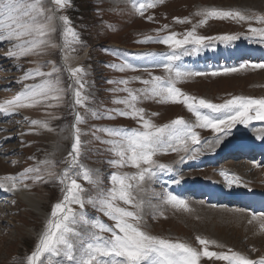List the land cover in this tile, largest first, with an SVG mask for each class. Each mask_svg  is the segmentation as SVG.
I'll return each mask as SVG.
<instances>
[{
  "label": "rangeland",
  "instance_id": "rangeland-1",
  "mask_svg": "<svg viewBox=\"0 0 264 264\" xmlns=\"http://www.w3.org/2000/svg\"><path fill=\"white\" fill-rule=\"evenodd\" d=\"M131 4L132 0H70L63 9H58V13L70 19L71 27L78 34L81 43L67 49L59 46L63 42L59 30L52 37L57 47H48L40 55L19 59L9 58V46L6 43L0 44V103L13 99L25 85L33 83L32 80L23 81L22 78L25 72L34 69L38 64L54 62L59 66L64 63L62 57L65 53L82 57L85 52H88L87 59L75 66L84 69V88L81 92L83 96L88 97L84 105L79 106L80 112L78 110L84 120V123L76 125L81 130L82 142L79 162L93 170L103 181L102 186L105 188L110 186L111 173L117 171L132 173L135 169H117L107 163L115 157L109 151L110 145L101 141H107L113 137L96 129L138 127L136 121L119 117L116 112V110L124 109L125 105L114 103V101L126 98L128 93L113 90L123 89L125 85L108 83V81L128 80L130 83L127 87L138 90L143 87L139 81L149 78V74L142 70L144 67L150 68L154 76L166 75L161 68L154 67L153 58L146 54L164 53L169 51L167 47L159 43L145 44L141 41L147 37L155 38L157 35L163 36L171 32L183 34L191 30L193 25L198 24L202 19L196 13L205 8L240 10L248 16H264V0H162L155 8L147 9L143 16L139 15ZM177 18L190 20V23H178ZM165 25L168 26L167 30L164 29ZM250 27H264V25L259 24L255 18L239 23L235 20L209 19L207 24L197 28L198 34L204 36L232 34L239 35L240 38L227 46L215 41L212 42L211 47L197 55L182 57L178 62L179 66L209 74L189 77L177 86L188 95L217 104L224 103L235 96L264 99V68L252 67L253 64L264 63V61L259 58L253 62L249 60L241 63L234 60L223 62L225 52V57L227 56L225 61H229L231 56L235 58L237 51H233L238 49V52L249 53L250 57L252 52L260 49L257 53L264 58V43H260L258 38H246L250 36L248 31ZM125 63L134 65L138 70L118 71L116 68L109 67V65L119 67ZM245 63L247 67H240ZM232 67H237L239 70L224 71ZM212 72L219 74L213 76ZM62 75L67 91L61 102L51 101L52 107L38 105L19 109L8 116L0 114V171L5 177H19L26 169L35 167L46 159L54 162L55 167L52 170L56 173L55 176H45L48 182L25 179L26 185L34 184L35 193L41 192L44 195L45 200L39 206L43 213L39 214L19 198L16 193L18 184L15 190L8 191L9 203H0V264H22L26 261V257L34 251L38 243V237L50 218L54 204L62 199L63 193L58 183V176L68 167L64 161L71 159L69 153L74 143L72 128L74 97L72 90L68 88L71 80L67 72ZM137 106L145 109L146 118L152 119L157 125L170 123L177 118L195 123L194 114L181 104L143 101ZM101 116L113 118H99ZM32 120L47 121L52 132L41 133L43 128L32 125L30 123ZM261 129H264V121L254 120L247 126L236 125L230 135L225 137L219 145L206 149L195 160H186L181 163L180 157L185 155L182 152L161 154L155 159L160 163L171 165L181 183H185L182 180L188 181L187 184L205 182L210 179L209 175L215 170L230 168L229 172L232 170L240 175L241 169L254 168L251 172V175L255 176L254 182L262 184L264 183V163L259 164L257 159L242 161L223 157L219 160L221 165L216 167H202L197 170L198 166H195L200 164L198 160L201 157L210 155L211 149L214 151L219 148L226 149L228 146L223 143L226 140L233 142L239 148L243 142L252 145L248 140L260 138L257 132ZM197 131L202 142L211 140L216 135L210 129L198 128ZM239 164L243 168L240 169ZM186 169L190 173L185 171ZM193 169L194 172H191ZM169 175L171 174L164 172L154 181L145 183L149 192L143 194V199L152 198V203L157 205L153 208L145 207L146 231L153 235L187 242L200 250L202 246L198 244L196 238L202 237L215 241V244L209 245L210 251L228 253L231 250L253 260L264 258V230L260 225L248 222L253 215L249 210L227 207L224 203H209L206 198L192 197L193 191L189 192L190 199H185L188 204L187 210L160 203L152 197V192L157 194L168 192L165 185ZM244 178L243 175L240 179L244 180ZM78 182L88 190L85 196L95 193L92 186L82 178L78 179ZM173 186L177 187V185ZM173 189L176 190V188ZM77 211H79L78 207ZM85 211L90 216H100L105 222L111 223L90 206H86ZM153 213H156L155 217ZM240 214L244 215L241 217ZM201 264H227V262L202 257Z\"/></svg>",
  "mask_w": 264,
  "mask_h": 264
},
{
  "label": "snow or ice",
  "instance_id": "snow-or-ice-1",
  "mask_svg": "<svg viewBox=\"0 0 264 264\" xmlns=\"http://www.w3.org/2000/svg\"><path fill=\"white\" fill-rule=\"evenodd\" d=\"M161 2L162 0H132L131 6L143 16L147 9L155 8ZM69 3L70 0H0V44L6 43L9 46V58L40 55L48 47H57L52 37L58 30L62 34L63 42L59 45L62 49L81 43L78 34L71 27L70 19L58 14V9H63ZM196 15L202 19L183 34L171 32L141 41L167 47V52L146 54L153 58L154 67L161 68L165 76H154L150 68L144 67L142 70L149 74V78L139 81L143 87L138 90L128 88V80L108 81L125 85L123 89L113 90L128 93L126 98L114 101L125 105L124 109L116 112L119 117L136 121L138 127L103 128L96 131L113 137L101 141L110 145L109 151L115 157L107 163L117 169L132 168L135 169L134 172H113L109 176L110 186H102L103 181L99 176L79 162L82 142L81 130L76 125L84 123V120L78 111H74V143L69 153L71 159L64 161L68 167L58 176L62 199L54 204L34 251L22 264H201L202 257L226 261L227 264H264V258L253 260L231 250L228 253L210 251L209 245L215 244V241L206 238H196L202 246L200 250L187 242L150 234L144 227L145 207H157L152 203V198L143 199V194L149 192L145 183L154 181L164 172L173 174V182L180 183L173 167L158 162L156 156L182 152L185 155L180 157L181 163L195 160L198 154L219 145L236 125L247 126L254 120L264 121V99L235 96L217 104L188 95L177 86L189 77L209 74L179 66L178 62L182 57L197 55L211 47L215 41L227 46L240 38L239 35L232 34L204 36L198 34L197 28L207 24L209 19L235 20L239 23L255 18L259 24L264 25V16L253 17L240 10L216 7L202 9ZM177 22L190 23V20L177 18ZM167 27L165 25L164 29L167 30ZM248 31L250 36L246 38H258L260 43H264V27H250ZM62 59V65L48 62L25 72L22 80H32L33 83L25 85L13 99L0 103V114L8 116L19 109L38 105L52 107L51 101L61 102L67 91L62 75L64 72H67L71 80L68 88L72 90L74 106H83L88 99L81 92L84 88V69L71 67L68 63L70 58L66 54ZM109 67L118 71L138 70L129 63ZM240 67H247V63ZM252 67L264 68V63L253 64ZM45 68L49 70L45 71ZM238 70L237 67L224 69L225 72ZM218 74L211 73L213 76ZM143 101L184 105L194 114L195 123L177 118L170 123L157 125L152 119L146 118L145 109L137 106ZM30 123L52 131L47 121L32 120ZM198 128L210 129L216 135L213 139L202 142ZM54 167V162L46 159L37 166L26 169L19 177H6L11 186L0 181V189L15 190L17 181L23 185L26 178L35 182H48L45 176H55L56 173L52 170ZM221 175L227 177L229 174ZM81 178L92 186L94 194L85 196L88 190L78 182ZM228 183L240 186L239 178L236 177ZM152 197L174 208L188 209L185 199L170 191L160 194L152 192ZM86 206L93 208L111 223L105 222L100 216H90L85 211ZM155 215L153 213L154 217ZM257 220L264 230V213L253 214L248 222Z\"/></svg>",
  "mask_w": 264,
  "mask_h": 264
},
{
  "label": "bare ground",
  "instance_id": "bare-ground-1",
  "mask_svg": "<svg viewBox=\"0 0 264 264\" xmlns=\"http://www.w3.org/2000/svg\"><path fill=\"white\" fill-rule=\"evenodd\" d=\"M259 50L254 51L252 53L250 52L252 58H257V56L259 55V53H257V52H259ZM236 53H237L236 56H239L240 54H242L244 52L243 51H239V52L237 51ZM66 55L70 58L68 60V63L71 67H75L79 63L83 62V60L86 58V54L82 55V57H76V56H72V55H68V54H66ZM227 60H229V59H227ZM25 109H27V108H25ZM47 131H49V130L43 128L41 133H43V132L46 133ZM256 131H258V130H256ZM257 133L259 134V136L264 137V129H261ZM226 141L223 142V143L227 144V146H228L226 149L221 150L219 148V150H217V151H214L211 149L210 155L208 153V155H209L208 157H206V156L201 157L200 160H198L199 161L198 163H200V165H202V166L204 165L205 162L206 163L210 162L211 164H214L215 161H217L215 153H219V152L225 151V150L231 151L232 149H234V147L237 146L233 142H230V141L226 142ZM228 142H230V143H228ZM248 142H251V144L254 145V148L264 147V139H261V138H258L256 140L251 139V140H248ZM245 143L246 142L241 143V144H243L241 147L246 148V146H250V145H247L248 143L247 144H245ZM220 147H221V145H220ZM251 148H253V147H251ZM200 156H201V154L200 155L198 154L196 158H198ZM230 166H231V164H230ZM238 167H240V169L243 168V166L241 164H239ZM229 169H223L221 171L215 170L213 172V174L209 175V178H210L209 183L199 182V183L194 184L197 186L196 187L197 192L201 193V194L207 193L208 195H210V197H216L217 195L220 197L221 195H225L230 200L231 203H234L235 199L246 198V197L251 196L255 200H257V202L261 203V205H259V206L264 205V183L259 184V183L254 182L255 176L251 175V172L254 168L244 169V170L241 169L242 173L240 175L245 176L244 180L240 179L242 176L240 177V175L237 172H232V170L229 172ZM237 171H238V169H237ZM221 173H227L229 175L227 177H225V176H222ZM234 177L242 180L241 182L239 180L240 186H236V184H229L228 183V181L232 180ZM5 178H6L5 175L0 171V181H3L7 186H11ZM180 183H181V181H180ZM17 184H18V187L16 189V193H17V195H19V198L21 200H23L31 209H33V210L37 211L39 214H41L42 210H40L41 208L39 209V206L42 205L44 200H45L44 195L41 194V192H40V194H37L34 192V189H33L34 184L33 185H27V187H25L24 186V185H26L25 180H24L23 185L20 184L18 181H17ZM181 186L182 187L188 186V187H192V188L194 187L193 185L192 186H190V185H184V186L183 185H177V187H181ZM177 187L173 186L172 188L177 189ZM203 188H206V190L202 191L201 189H203ZM0 193H3V194L5 193V195H2V198L4 197V200L2 202H4L6 200V197H8L7 196L8 191L0 189ZM254 194H256V195H254ZM210 200H211V198H210ZM259 212H261V211H259ZM240 215L242 217V215H244V214H240ZM243 217H245V216H243ZM253 223L255 225H258V226L260 225L259 220L253 221Z\"/></svg>",
  "mask_w": 264,
  "mask_h": 264
}]
</instances>
